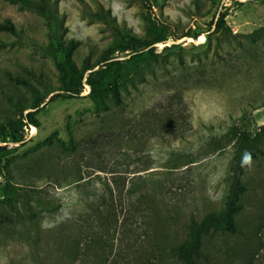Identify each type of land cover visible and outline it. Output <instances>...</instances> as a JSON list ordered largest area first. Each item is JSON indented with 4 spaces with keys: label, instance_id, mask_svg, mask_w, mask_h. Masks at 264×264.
<instances>
[{
    "label": "rangeland",
    "instance_id": "obj_1",
    "mask_svg": "<svg viewBox=\"0 0 264 264\" xmlns=\"http://www.w3.org/2000/svg\"><path fill=\"white\" fill-rule=\"evenodd\" d=\"M49 9L51 20L0 0V23L18 31H0V121L17 115L13 101L32 103L9 75L42 95L26 71L50 89L60 85L57 45L78 41L72 59L93 64L125 33L144 36L147 13L183 36L128 66L118 106L108 98V109L94 113L86 86L77 99L47 95L39 125L3 158L0 264H180L187 225L223 204L235 128L264 124V2L50 0ZM258 147L241 177L238 233L204 237L207 259L198 264H246L235 248H248L264 208V140ZM6 177L17 188L14 207L4 202Z\"/></svg>",
    "mask_w": 264,
    "mask_h": 264
},
{
    "label": "trees",
    "instance_id": "obj_2",
    "mask_svg": "<svg viewBox=\"0 0 264 264\" xmlns=\"http://www.w3.org/2000/svg\"><path fill=\"white\" fill-rule=\"evenodd\" d=\"M3 1L33 10L45 19H52L49 9L50 0ZM258 1L264 2V0ZM235 2L237 5H241V2ZM148 9L150 10V8ZM227 14L228 7L221 6V11L215 19L216 28H220L225 23ZM144 20V36L125 33L115 46L106 48L93 64L85 60L81 66H78L72 59V54L79 45L78 41L69 40L64 45L54 47L55 66L61 82L56 89H50L41 76L35 75L32 71H26V75L45 88L47 94L42 95L29 79L9 75L11 81L22 85L31 93L32 103L21 105L18 101H13L12 104L16 106L17 115L0 121V173L4 170L2 162L9 148L16 147L25 141L26 128L31 125L35 127L39 125L37 113L40 110V104L45 102L49 93H53L50 101L56 97L77 99L83 96L81 93L86 86L89 91L85 97L94 105V113L108 109L106 103L108 98L118 106L122 103L119 87L128 66L134 61L153 55L158 43L165 44L169 38L176 40L183 36L175 35L169 23L161 21L150 13L145 15ZM0 31L11 34L18 32L9 19L0 23ZM116 53L127 54L129 58L119 60ZM55 91L57 92L54 93ZM234 136L235 146L229 167L230 183L224 195L223 204L219 210L207 211L198 221H191L187 225V239L176 249L180 264H198V259H207L206 253L201 250V241L210 233L224 231L236 234L239 231L235 216L243 210L240 198L246 191L241 177L245 168L248 167L249 160L263 153L258 144L264 140V124L255 132L237 127ZM3 190L4 202L14 207L18 193L9 177H6ZM261 210L259 221L250 228L248 233V248L243 253H240V250L236 251L235 248L236 256L241 257L246 264H264V208Z\"/></svg>",
    "mask_w": 264,
    "mask_h": 264
},
{
    "label": "water",
    "instance_id": "obj_3",
    "mask_svg": "<svg viewBox=\"0 0 264 264\" xmlns=\"http://www.w3.org/2000/svg\"><path fill=\"white\" fill-rule=\"evenodd\" d=\"M88 91H89V89H88Z\"/></svg>",
    "mask_w": 264,
    "mask_h": 264
}]
</instances>
